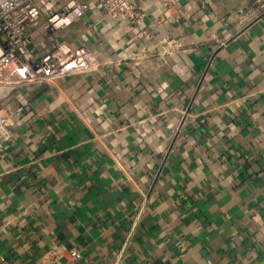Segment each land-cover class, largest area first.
<instances>
[{
  "label": "crops",
  "instance_id": "0c3cea01",
  "mask_svg": "<svg viewBox=\"0 0 264 264\" xmlns=\"http://www.w3.org/2000/svg\"><path fill=\"white\" fill-rule=\"evenodd\" d=\"M138 1L67 31L91 71L0 88V264H264V0Z\"/></svg>",
  "mask_w": 264,
  "mask_h": 264
},
{
  "label": "built area",
  "instance_id": "2783aa9c",
  "mask_svg": "<svg viewBox=\"0 0 264 264\" xmlns=\"http://www.w3.org/2000/svg\"><path fill=\"white\" fill-rule=\"evenodd\" d=\"M92 1L101 9L103 19H126L129 28L144 20L138 0H69L61 10L48 15L39 0H0V88L52 86L60 78L91 71L94 55L84 43L73 46L67 31L86 15ZM158 1L168 11L180 0ZM34 29L44 37L54 35L55 42L43 50L32 48ZM11 117L0 101V136L5 139L13 136ZM65 253L71 260L83 258L81 250L56 244L42 259L56 262Z\"/></svg>",
  "mask_w": 264,
  "mask_h": 264
}]
</instances>
